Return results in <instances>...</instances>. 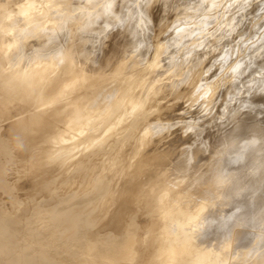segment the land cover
<instances>
[{"label":"bare ground","instance_id":"bare-ground-1","mask_svg":"<svg viewBox=\"0 0 264 264\" xmlns=\"http://www.w3.org/2000/svg\"><path fill=\"white\" fill-rule=\"evenodd\" d=\"M262 13L0 0V264H264Z\"/></svg>","mask_w":264,"mask_h":264},{"label":"rangeland","instance_id":"rangeland-1","mask_svg":"<svg viewBox=\"0 0 264 264\" xmlns=\"http://www.w3.org/2000/svg\"><path fill=\"white\" fill-rule=\"evenodd\" d=\"M264 17V13H262V15H261V18H263ZM264 28V24H263V26H262V28L260 27V32L261 31H263L262 29ZM246 29V28H245ZM245 38H248L249 37V35H246V36H244ZM260 243H257V244H255V246H257V245H259Z\"/></svg>","mask_w":264,"mask_h":264}]
</instances>
